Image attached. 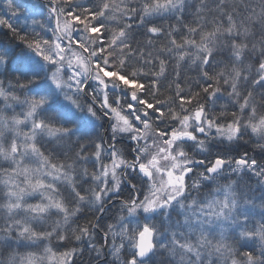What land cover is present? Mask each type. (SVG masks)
I'll use <instances>...</instances> for the list:
<instances>
[{
    "label": "snow or ice",
    "instance_id": "6c2138e0",
    "mask_svg": "<svg viewBox=\"0 0 264 264\" xmlns=\"http://www.w3.org/2000/svg\"><path fill=\"white\" fill-rule=\"evenodd\" d=\"M6 8L0 264H264V0Z\"/></svg>",
    "mask_w": 264,
    "mask_h": 264
},
{
    "label": "rangeland",
    "instance_id": "374dc122",
    "mask_svg": "<svg viewBox=\"0 0 264 264\" xmlns=\"http://www.w3.org/2000/svg\"><path fill=\"white\" fill-rule=\"evenodd\" d=\"M18 2H19V0H18ZM190 2H195V0H190ZM6 14H7L6 0H0V15H6ZM36 18L38 19L39 17H36ZM21 19H23V18H21ZM28 23H31V20L30 19H29ZM0 41H3L5 43H7V37H5L3 35V32H0ZM221 103H223V102H221ZM2 106H3V102L0 101V107H2ZM14 111H15V113H20L22 111V107L21 106H18V105L17 106H14ZM6 114L9 115V116L12 115L13 114V110L12 109L7 110ZM252 141L255 143V138H252ZM256 153L258 155H260L259 152H258V150H257ZM60 159H63V156H60ZM3 166L6 167L7 165L5 164ZM219 182L220 183H226V181L223 180V179H221ZM245 182L251 186V188L253 189V191L256 192V195L258 196L259 195V192L256 191V189L258 187L257 186V183H256V178L253 177L251 180H248L247 178H245ZM31 202H35V200H32ZM256 203H257V205H259L260 201L257 200ZM260 212H261V209L259 207H257L256 210H255L254 218H253L254 219V222L260 220V215H259ZM113 214H117L118 215V212H117V209L116 208H114V212H111L109 214V216H105L103 218L102 223L114 222V221H112L110 219V216L113 215ZM21 250H25V251H39V249H23V248L19 249L18 251L20 252ZM113 259L114 258L111 255H108L106 257H102L99 260V262L96 261L93 264H108V262L109 261H112ZM159 259H160V257H157V260H159Z\"/></svg>",
    "mask_w": 264,
    "mask_h": 264
},
{
    "label": "trees",
    "instance_id": "16d2710c",
    "mask_svg": "<svg viewBox=\"0 0 264 264\" xmlns=\"http://www.w3.org/2000/svg\"><path fill=\"white\" fill-rule=\"evenodd\" d=\"M132 2H133V4H136L138 2V0H132ZM191 18L192 17L189 16V19L186 22H190L191 21ZM160 22L163 23L166 28H167V26H168L169 23H173V24L176 23L174 20H172V21L163 20V21H160ZM219 58L222 59L223 57H219ZM183 76H184L185 79L193 78V77L196 76V73L194 71L185 69V71L183 72ZM253 144H254V142L251 140L250 143L247 145V148L249 150V155L255 156V157H257V159H260V155H258L256 153L257 150H253ZM112 212H114V208L112 209ZM87 217H88V219H91L92 218L91 213H88L87 214ZM80 222L83 223L84 220L81 219ZM99 239L100 238L98 237V240ZM20 252L21 253H24L26 251L25 250H21ZM81 261L83 262V264H93V263L96 262L95 260L89 261V257L87 255V253H85V255L82 258H80V257L77 258V264H81Z\"/></svg>",
    "mask_w": 264,
    "mask_h": 264
}]
</instances>
